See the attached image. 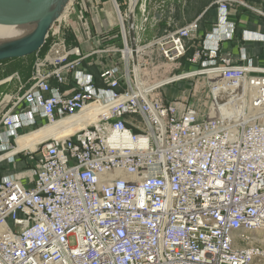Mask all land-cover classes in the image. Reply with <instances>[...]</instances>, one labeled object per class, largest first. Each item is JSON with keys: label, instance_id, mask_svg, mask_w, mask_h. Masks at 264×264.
<instances>
[{"label": "built area", "instance_id": "built-area-1", "mask_svg": "<svg viewBox=\"0 0 264 264\" xmlns=\"http://www.w3.org/2000/svg\"><path fill=\"white\" fill-rule=\"evenodd\" d=\"M230 2L239 0L219 1L211 39L189 58L200 67L193 76L180 73L211 79L215 97L224 90L218 81L233 88V96L203 119L191 105L179 112L174 102L162 103L138 85L125 42L116 49L122 68L104 67L101 83L83 64L102 52L98 48L84 53L61 39L49 51L63 46L61 56L37 59L1 120L6 160L25 154L35 179L0 178V264L264 259L263 247L239 246L264 229V67L245 53L240 63L221 54V44L235 34L234 24L225 26ZM60 22L49 36L61 33ZM198 30L194 21L166 32L138 46V56L155 47L166 62H179ZM242 38L264 41V34L244 31ZM26 128L42 134L34 149L19 150L17 140L26 135L19 131Z\"/></svg>", "mask_w": 264, "mask_h": 264}, {"label": "crops", "instance_id": "crops-1", "mask_svg": "<svg viewBox=\"0 0 264 264\" xmlns=\"http://www.w3.org/2000/svg\"><path fill=\"white\" fill-rule=\"evenodd\" d=\"M108 1L110 2V0ZM219 1L141 0L138 8L139 11H134L137 45L144 47L166 32L174 31L191 22L198 21L199 30L192 38L187 40L186 61L183 62L182 58L176 65L182 66V70L179 73L195 70L192 67L197 64L192 65L188 63L189 58L196 56L211 39L209 35L219 22ZM254 9L264 13V0H239V2L229 3L225 26L234 24L235 34L233 39L221 44V54L231 56L234 63H240V57L242 53H245L248 59H251L255 65L264 67V41H246L242 38L244 31L264 34V16L257 14ZM221 30H224L223 27ZM113 44L110 46H108L109 44L105 45L102 48V45L100 46L93 39L92 42L82 45L84 53H90L92 50L101 47L98 49L102 52L91 56L83 63L96 76L98 83H101L100 74L103 68L108 65L114 66L116 63L117 45ZM72 45L71 42L70 46ZM145 51L146 49L139 55V61L142 63H144ZM126 52L127 50H125V54ZM128 55L131 57V54ZM33 62L31 57H24L0 63V178L13 173L21 178L22 173L25 171L24 168H26L27 160L23 158L25 154H19L14 160H6L4 153L7 151L2 149L3 142H6V140H3V134L6 129L2 126L1 120L5 111L11 106V103L8 105L7 98L20 95L22 87L28 84L33 72ZM204 78H206L207 84H210L211 79L206 76ZM208 110L205 113L206 116L208 115ZM25 130H29V128ZM19 133H22V130ZM10 141L16 147L15 137Z\"/></svg>", "mask_w": 264, "mask_h": 264}, {"label": "rangeland", "instance_id": "rangeland-1", "mask_svg": "<svg viewBox=\"0 0 264 264\" xmlns=\"http://www.w3.org/2000/svg\"><path fill=\"white\" fill-rule=\"evenodd\" d=\"M72 0L70 3L69 13L60 22L62 31L60 34H52L48 39L46 47L42 48L39 53L31 57L33 64L37 59H44L49 53L51 47L64 39L66 46H80L92 42L95 39L99 45H112L115 43L116 49L121 50L124 47L122 26L119 19L118 10L123 15L124 23L128 33V20H129V5L130 0ZM141 0L137 1L135 12L139 11V4ZM118 5V8L116 6ZM59 25V24H57ZM136 36V32H135ZM129 41V35H128ZM70 42V43H69ZM114 45V44H113ZM101 48V47H98ZM145 58L143 66L140 67V80L144 86L149 87L171 77L179 75L182 66H176L177 62H166L161 56L159 50L155 47L146 49L144 52ZM116 63L114 66L122 68L123 62L121 61L120 52L117 51ZM186 61V57L183 58ZM109 66V65H108ZM140 66V64H139ZM133 67V64H132ZM131 67V68H132ZM199 65H194L192 68L198 69ZM217 84L224 90H220L215 97L210 92V85L207 84L204 76L183 79L165 84L163 87L159 86L154 92L152 97L160 100L162 103L174 102L179 112H182L188 105L196 108L199 112L200 119L205 118L208 109L213 108L215 103L219 101L227 102L229 97L233 96L231 86H228L224 81H218ZM220 89V88H219ZM227 108L222 112L225 113ZM210 111V110H208ZM209 113V112H208ZM201 115V116H200ZM204 115V116H203ZM140 126H145L141 118H134ZM30 130H23L22 134H27ZM25 160L28 156L24 155ZM34 164H29L22 173L21 178L34 180L32 175ZM258 245L264 248V229L251 233L248 239L240 241L239 246ZM256 264H264V259L257 260Z\"/></svg>", "mask_w": 264, "mask_h": 264}, {"label": "water", "instance_id": "water-1", "mask_svg": "<svg viewBox=\"0 0 264 264\" xmlns=\"http://www.w3.org/2000/svg\"><path fill=\"white\" fill-rule=\"evenodd\" d=\"M71 1L72 0H0V22L25 20L30 21L29 23L34 25L33 30L26 36L0 43V61L24 58L39 53L45 45L53 26L60 19L64 9ZM114 2L116 3L115 0ZM136 4L137 2H135V0H130L128 33L132 49H136L138 46L134 24ZM136 63H139V56L137 53L132 57L133 69ZM134 76L136 82L140 85L135 74ZM15 97L11 96L7 98L8 105Z\"/></svg>", "mask_w": 264, "mask_h": 264}, {"label": "bare ground", "instance_id": "bare-ground-1", "mask_svg": "<svg viewBox=\"0 0 264 264\" xmlns=\"http://www.w3.org/2000/svg\"><path fill=\"white\" fill-rule=\"evenodd\" d=\"M137 1H139V0H135V2H137ZM69 9H70V4L64 9V11H63V13L59 19L60 21H62V19L68 15ZM119 11H118V14H119V19L121 21V26H124L123 29L125 31L124 35H123L124 42L127 43V45H128V48L126 49L127 50L126 54H131V58H132L133 56L136 55V53L138 54L140 49L138 46L136 47V49H132V47L130 46V40L128 41L129 33H127V29H126V26L124 23L123 15ZM29 22L30 21H25V20H23V21H11V22H0V43L6 42V41L16 40V39H19V38L29 34L34 28V25L30 24ZM122 22H123V24H122ZM63 53H64V47L57 45L53 48V50L51 52H49L48 57L53 58V57L61 56ZM124 53H125V51H124ZM133 72L136 75V78L139 81L140 86L146 87V86H144V83H142V81L140 80L139 63H136L135 68L133 69ZM193 72H196V69L191 71L189 76H193L192 75ZM183 78H186V77H183V74H179L177 76L171 77L169 79H166L164 81H161L159 83H156V84L151 85V86L146 87V88H148V89L152 90V92H154L156 88H159V86L163 87L165 84H169V83L174 82V81H180V80H183ZM229 112H230V109L228 107L226 109L225 113L228 114ZM78 129H79L78 127H75L73 129L67 130L66 132H61L60 134H61V136H66L68 134L74 133ZM41 134H42V131H36V132L34 131V132L28 133L22 137H19V139L17 140L18 149L21 150V149H24L25 147H31L32 149H34L35 143L38 141Z\"/></svg>", "mask_w": 264, "mask_h": 264}, {"label": "trees", "instance_id": "trees-1", "mask_svg": "<svg viewBox=\"0 0 264 264\" xmlns=\"http://www.w3.org/2000/svg\"><path fill=\"white\" fill-rule=\"evenodd\" d=\"M49 38H50V36H49ZM49 38H48V39H49ZM48 39H47V41H46V45H47V43H48ZM46 45H44L43 48L46 47ZM33 55H34V54H33ZM30 56H32V55H30ZM30 56H27V57H30ZM18 59H20V58H14V59H8V60H12V61H14V60H18ZM4 61H7V60H4ZM1 62H3V61H0V63H1ZM33 65H34V64H33Z\"/></svg>", "mask_w": 264, "mask_h": 264}]
</instances>
